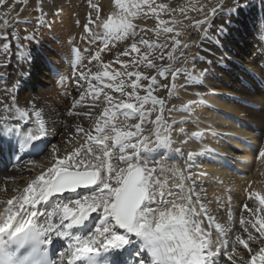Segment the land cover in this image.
Returning a JSON list of instances; mask_svg holds the SVG:
<instances>
[{"label":"snow or ice","instance_id":"1","mask_svg":"<svg viewBox=\"0 0 264 264\" xmlns=\"http://www.w3.org/2000/svg\"><path fill=\"white\" fill-rule=\"evenodd\" d=\"M91 7L95 16L88 14L84 30L96 50L87 64L80 50H74L73 75L85 91L72 101L68 115L93 122L88 128L77 125L66 142L70 148L61 152L53 146L47 166L40 165L9 198H0V264H264V194L248 191L254 207L244 203L238 221L228 207L226 221L221 222L196 192L195 182L188 183L191 177L184 169L163 162L174 143L172 113H190L197 103H171L173 96H179L178 76L187 74L192 83L199 79L176 66L184 55L182 49L190 46L180 37L185 27L207 35L210 17L223 9V0L210 10L201 3L170 8L156 0H113V10L103 18L99 4ZM37 11L43 17L42 0ZM189 11L203 18L193 20ZM161 13L170 19H161ZM149 16L157 21L154 29L136 24ZM183 20L192 23L184 25ZM10 23L3 18L0 30ZM147 31L157 38L166 34V41L146 39ZM217 32L223 35L226 29L220 25ZM0 39L8 41V33L0 31ZM124 41L128 44L114 61L101 59L110 45ZM2 47L7 51L10 44ZM121 56L132 59L122 61ZM165 59L169 63H159ZM114 63L123 70L111 68ZM140 66L154 70L153 74L140 71ZM65 79L61 76L60 82ZM19 86L17 81L6 91ZM162 89H167V98L158 95ZM0 104V135L6 138L0 151L9 152L10 147V159L16 160L24 152L41 151L36 142L48 134L43 109L34 101L30 108L20 107L15 95L10 104L2 99ZM85 104L91 110L74 111ZM146 124L152 126L147 134ZM179 131L190 139L202 136L200 130ZM258 158L264 159V149ZM164 173L168 175L162 178ZM231 200L228 196V205ZM54 240L62 241L58 249L53 248Z\"/></svg>","mask_w":264,"mask_h":264},{"label":"bare ground","instance_id":"2","mask_svg":"<svg viewBox=\"0 0 264 264\" xmlns=\"http://www.w3.org/2000/svg\"><path fill=\"white\" fill-rule=\"evenodd\" d=\"M110 1L112 0H106L111 3ZM223 12L224 10L218 9L216 15L210 17L209 29L218 28L216 22L212 23ZM13 15V12L5 11L0 15V19H11ZM21 18L15 21L12 19V21H24L29 24L38 20L36 13L30 14L25 19ZM200 18L203 16L201 15ZM136 24L149 30L144 22H136ZM3 31L8 33V38L16 33L10 28ZM235 32H230L227 43L222 45L223 49L221 47L209 50L203 49L206 43L203 31L192 27L187 32L186 36H195L192 43L195 44L194 48L198 50V53L193 59L195 65L193 64L192 73L199 79L196 83L187 79L180 91V96L186 101L194 100L197 103L193 105L190 113L176 112L174 114L172 120L174 143L172 148L167 150L163 160L169 167L177 166L184 169L185 175L191 177L188 183L195 182L196 192L201 194L204 202L209 203L211 211L221 222L226 221L228 207L237 221L243 211L244 203L254 207L253 201L247 198L248 191L255 190L264 194V159H257L259 151L264 149V85L259 84L261 86L255 87L253 81L255 78L264 80V50L260 48L259 42L253 40L252 43H247L245 38L239 37ZM3 44V40L0 39V99L10 104L12 95H15L16 103L20 107L29 108L28 104L31 101L44 99L49 95L48 88L54 86L57 81L56 73L51 71V67V72L47 73L49 65L42 61L35 64L39 62L36 61L38 56L35 54L28 62L29 69L25 67L27 70L21 78H16L9 60L1 59L5 52ZM69 51L71 52L70 49ZM176 66L178 67V63ZM31 67L32 69L34 67L32 71ZM95 70V67H92V71ZM42 74H46L47 77H43ZM201 76L204 77L203 83L200 82ZM17 81L20 82V86L7 92L6 89H12ZM82 84H84L83 81ZM84 91V87H79L77 90L79 94ZM53 98L52 96V100ZM75 99H79V95L73 98ZM54 101L51 105H56L55 108L53 107L55 110L51 115L46 114L47 117H44L48 134L42 141L36 142L41 146V151L31 155L24 152L20 154L19 160L10 159V147L9 152L0 151V189H7V192L0 190V198H9L13 194V189L23 188L33 178L40 170V165L47 166L53 146H57L61 152L65 148H70L66 142L75 135L77 125L88 128L92 124L91 119L82 115H72L65 120H59L61 113L64 114L66 110L68 115L69 110L72 109V103L67 108H63L64 106L61 108V102ZM64 109L66 110L62 112ZM85 110H91V108L85 104L84 107L78 106L74 111ZM217 110H224V114H218ZM0 111H2V104H0ZM180 128H184L187 133L200 130L202 136L190 139L180 133ZM148 131L150 130H145V134ZM5 139L3 135H0V143ZM185 139L187 143H182ZM177 148L180 149L179 152L175 151ZM188 153L193 155L189 157ZM159 154V151L155 153V155ZM164 175L168 174H162V178ZM249 184L251 188L248 187ZM228 196L232 197L230 205L227 202ZM55 246L58 249L60 244L56 242Z\"/></svg>","mask_w":264,"mask_h":264},{"label":"rangeland","instance_id":"3","mask_svg":"<svg viewBox=\"0 0 264 264\" xmlns=\"http://www.w3.org/2000/svg\"><path fill=\"white\" fill-rule=\"evenodd\" d=\"M110 2L111 3L106 2V0H42L43 13H44L43 17L41 16V13L37 11V7L38 4L40 3V0H26V2L25 0H4V3L0 4V15L3 14L5 11L6 12L11 11L14 14L12 18L9 19L11 23L8 28H10L11 30H13V32L16 33L10 37L12 40L10 38H8V41L3 40V43L8 42L10 44V47L1 56V59L3 61L9 60L11 66L13 67V73L15 74L16 78L18 79L21 78L22 74L28 68V62H30L31 58H33L32 56H34L35 54H36L35 56H38V60L36 61H39L37 63L35 62V64H38L40 63V61H42L43 63L49 65L48 67L49 70L46 71L47 73L52 71V70L50 71V67H52L53 71L56 73L57 81L55 82L54 86L48 88L49 95H47V97H45L44 99L34 100L37 108H42L45 110V111L43 110L44 117L45 116L47 117L46 114L51 115L52 112L55 110L54 108L56 105L52 106L54 100L55 101L59 100V102H61L60 103V105H62L61 108L63 106H64L63 108H67L68 105L72 103L73 98L76 97V95H79V93L77 92V90L80 87L77 84L78 77L73 76L74 68L72 66L73 60L71 59L73 58V49L78 47L80 52L83 51V63L86 62L85 64H87L88 59L92 54H94V51L96 50V45L90 44L88 42V33H86L84 30V25L88 21V14L92 13V15L95 16V11L91 7V5L99 4L101 6V17L103 18L107 13L113 10V0ZM219 2L220 0H156V4L167 3L169 4L170 8L179 7L181 5H187L189 3L193 5L197 3H201L207 5L208 10H210L211 6H214ZM19 7L21 8L18 10ZM2 10L4 11L2 12ZM222 10H224V12L219 17L215 18L212 24L216 22L218 28L220 25H223L224 28L226 29V33L220 35L217 32L218 28L209 29L208 27L207 35H205L204 37L206 41L205 46L203 47L204 50L221 48L223 44L227 43V37L231 31L233 32L236 31L235 32L236 35L245 38L247 43H252L253 40L259 42V44H261L260 48L264 50V0H223ZM229 10H231L230 13ZM32 13H36L38 17V20L35 21L34 23L26 24V22L24 21H21L22 23L14 22L15 19L17 20L21 17L22 18L24 17L23 19H25V17H29L30 14ZM175 15H177L178 17L180 16L179 13H176ZM188 15L191 16L193 20H195L200 18L202 14L189 11ZM160 18L164 20L170 19V17L165 13H161ZM12 19L14 21H12ZM0 22H2L1 19ZM136 22H140V23L144 22L145 25L148 26L149 30L154 29L157 25L156 19L151 16H149V18L146 19L145 18L137 19ZM190 23H192V21L183 20L184 25H189ZM191 28L192 27H185L183 30V35H181L180 37V39L184 43H187L190 46L188 48L182 49L184 55L179 57V63H178V67H185L188 69V72H193L195 65L193 59L198 53V50L194 48L195 44L192 43L195 36L192 35L186 36L187 32ZM0 31H3V29ZM29 35H34L35 39H31V40L25 39V37ZM145 38L149 40H156L159 43H163L166 41V34L161 33V35L157 38L152 31H149L145 35ZM167 43L170 45L171 41L167 40ZM127 44L128 41H124V42L116 43L115 47H112L110 45V51L106 50L105 52H103L101 54V59L105 62H108L110 60L114 61L116 59L115 54L117 52L122 51L123 48L127 46ZM69 49L71 50V52L69 51ZM221 49H223V47ZM142 51H144L143 48ZM63 52L64 53L67 52V53L64 54ZM134 55L135 54H133V56ZM54 58H56L57 60ZM119 59L122 61H129L132 59V57L121 56L119 57ZM60 61L63 62L61 63ZM94 63L95 62H93V64ZM159 63L167 64L169 62L167 61V59H165L164 61ZM89 67H91V65H89ZM111 68L123 70L120 68L119 64H115V63L112 64ZM33 69L32 67L30 68L31 71ZM139 70L149 75L153 74L154 71L147 69L146 67L143 66H140ZM42 76L47 77L46 74H42ZM61 76L66 78L63 81L64 83L60 82ZM71 76H73L72 80H71ZM186 77L187 74L177 77L176 83H177V90H179L178 91L179 96L178 97L173 96L171 98V103H175L177 106L187 102L182 96H180V91L182 90V87L180 88V85L185 84V81L187 80ZM202 77L203 76H201V80H200L201 83L204 82V77L203 79ZM158 79H160L161 83L168 82V81H164L162 78H158ZM255 80H253L256 85L255 87H259L262 84L264 85L263 79L255 78ZM65 81L67 82L65 83ZM259 81L260 83H257ZM80 84H82V80L80 81ZM64 85L65 86L68 85L69 88L68 86L65 87ZM160 91L158 92V95L167 98V89H162ZM54 94L57 97H55ZM52 96L56 99L53 98L52 100ZM62 97L63 99H61ZM43 100L46 101L45 103H49V104L46 105ZM32 102L33 101H31L28 104L29 108L31 107ZM65 110L66 109L62 110V112ZM178 112L180 111H177V113ZM66 113L67 110L65 111L64 114L61 113V115L59 116L60 117L59 120L62 121L65 120L67 117H70L66 115ZM217 113L223 115L224 110H217ZM174 114H176V112L172 113L170 122H172ZM129 123H135V121H129ZM145 126H146L145 130L148 129L150 130L152 127L151 125H145ZM257 159L259 158L257 157Z\"/></svg>","mask_w":264,"mask_h":264},{"label":"water","instance_id":"4","mask_svg":"<svg viewBox=\"0 0 264 264\" xmlns=\"http://www.w3.org/2000/svg\"><path fill=\"white\" fill-rule=\"evenodd\" d=\"M67 195V194H66Z\"/></svg>","mask_w":264,"mask_h":264}]
</instances>
